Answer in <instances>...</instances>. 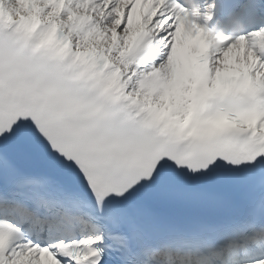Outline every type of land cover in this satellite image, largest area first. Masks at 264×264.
I'll return each instance as SVG.
<instances>
[{"label":"snow or ice","instance_id":"obj_1","mask_svg":"<svg viewBox=\"0 0 264 264\" xmlns=\"http://www.w3.org/2000/svg\"><path fill=\"white\" fill-rule=\"evenodd\" d=\"M0 264H264V0H0Z\"/></svg>","mask_w":264,"mask_h":264}]
</instances>
